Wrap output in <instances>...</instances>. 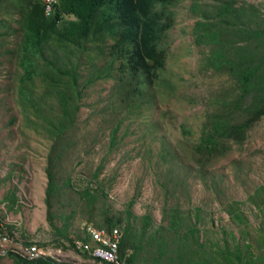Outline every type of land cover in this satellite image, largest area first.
I'll list each match as a JSON object with an SVG mask.
<instances>
[{
  "label": "rangeland",
  "instance_id": "rangeland-1",
  "mask_svg": "<svg viewBox=\"0 0 264 264\" xmlns=\"http://www.w3.org/2000/svg\"><path fill=\"white\" fill-rule=\"evenodd\" d=\"M246 1L264 13V0ZM189 3L183 0L175 8L155 99L125 108L120 96L127 89L122 88L117 70H112L110 77L88 88L91 96L87 93L76 101L78 108L71 121L64 120L66 128L59 135L46 130L49 116L61 119L54 96L47 98L52 113L41 111L49 104L38 100L36 109L19 96L22 39L12 19L18 11L11 9L10 18L0 27V53L11 54L0 55V222L18 244L35 242L52 252L55 247L64 250L70 247L67 237L80 235L85 223L103 227L107 219L123 216L133 200L129 210L137 231L142 217L150 216L137 256L143 264H171V244L177 241L173 230L188 225L186 220L192 225L189 231L197 227L189 234L190 250L196 251H187L172 263L224 264L226 244L241 252L243 264L260 261L264 254V116L247 130L242 143L228 139L211 154L198 148L202 131L209 129L217 114L207 110L224 97L222 87L228 78L201 68L208 45L193 43ZM5 5L1 0L0 17ZM44 57L55 59L60 68L75 70L79 88L92 77L94 67L102 65L95 53L74 51L69 45L56 54L48 49L37 55L40 68L49 67ZM43 86L37 75L30 89L40 94ZM113 129L115 140L110 137ZM51 154L57 156L53 167ZM47 172L59 178L55 197L46 196ZM84 188L93 196L87 197ZM123 225L116 226L122 230ZM182 234L186 243L188 233ZM0 264L16 263L4 256Z\"/></svg>",
  "mask_w": 264,
  "mask_h": 264
},
{
  "label": "trees",
  "instance_id": "trees-1",
  "mask_svg": "<svg viewBox=\"0 0 264 264\" xmlns=\"http://www.w3.org/2000/svg\"><path fill=\"white\" fill-rule=\"evenodd\" d=\"M65 1L68 5L63 3L54 15L46 17L40 0H4V4L8 5H5V13L0 17L1 27L5 25L6 18H10L12 8L18 11L19 15L12 19L21 31L22 39L18 58L23 70L19 96L26 105L36 109L39 108L36 104L38 100L45 106L49 104L46 108L41 107V111L48 110L51 113L52 104L47 98L55 97L61 119L56 115L49 116L46 130L56 135L65 131V119L71 121L78 108L76 101L87 93L90 95L91 89L88 88L110 77L112 70H117L122 88L127 89L125 96H120L125 108L132 103L133 107L149 104L155 99V84L161 81L160 75L168 56V33L175 23V8L183 0ZM189 10L194 19L191 28L193 43L196 46L208 45V50L202 53L201 68L228 78L222 87L224 97L216 96L220 99L217 105L207 110L217 114L211 120L209 129L202 131L198 144V148L203 147L211 154L219 143H227L228 139L242 143L247 130L264 116V13L257 4L246 0H190ZM105 37L112 41L106 53L103 52ZM101 39L104 40L100 42ZM67 45L74 51L78 49L95 53L102 64L94 67L92 77L82 82V88H79V74L75 70L60 68L55 59L49 61L45 57L49 67L40 68L36 60L37 55H42L48 49L56 54ZM0 55L11 56L5 52ZM66 57L72 60L68 54ZM117 61L121 62L119 66L114 65ZM37 75L44 82L40 94L30 89ZM135 94L140 96L135 98ZM110 97L104 101V105H108ZM127 97H131V100ZM233 117L237 122L232 120ZM51 120H55V123ZM110 137L115 140L114 129ZM48 159L50 167H53L57 156L51 154ZM47 176L46 196L55 197V192L60 190L58 175L47 172ZM84 193L87 197L93 196L88 188H84ZM132 204L133 200H130L124 215L107 219L103 227L110 230L124 222L120 256L132 264H143L137 256L143 246L150 216L142 217L144 222L137 231L129 210ZM48 216L51 217L50 210ZM174 223V220L170 221L171 227H174ZM6 234L13 236L11 233ZM67 239L73 248L77 239L89 241L86 233L75 234ZM157 242L163 240L158 239ZM262 242L264 250V240ZM31 243L35 242H24L22 245ZM128 249L130 253H127ZM7 253V257L16 264H51L53 261L51 258L27 260L17 252ZM241 256L238 249L233 252L226 244L223 263L243 264L244 257L241 259ZM258 259V263L248 260L244 264L264 263V254Z\"/></svg>",
  "mask_w": 264,
  "mask_h": 264
},
{
  "label": "built area",
  "instance_id": "built-area-1",
  "mask_svg": "<svg viewBox=\"0 0 264 264\" xmlns=\"http://www.w3.org/2000/svg\"><path fill=\"white\" fill-rule=\"evenodd\" d=\"M6 227L0 222V256H5L7 252L13 251L19 253L27 260L46 259L52 255V252L36 243L29 245L18 244L14 236H9ZM87 235L90 241L77 239L75 248L87 252L93 258L94 264H132L119 253L122 231L119 228L110 230L94 229L92 226L87 227ZM51 264H75L68 261H62L59 258H51Z\"/></svg>",
  "mask_w": 264,
  "mask_h": 264
},
{
  "label": "crops",
  "instance_id": "crops-1",
  "mask_svg": "<svg viewBox=\"0 0 264 264\" xmlns=\"http://www.w3.org/2000/svg\"><path fill=\"white\" fill-rule=\"evenodd\" d=\"M188 225H184V228H177L175 227V229L173 230V233L177 239L176 243L171 244V252H172V256H171V260L172 262H174V260L178 259L179 257H181L183 254H185L187 251L188 253L190 252H194L196 251L193 247L192 251L190 250L189 247V234L190 233H194L197 231V227H193L194 230L189 231V227L192 226L190 223H188V221L186 220ZM88 226H92L94 229H105L104 227H99V226H95L94 224H92L91 222H87L83 225L81 231H82V235L84 233L87 234V227ZM194 226V225H193ZM117 228V227H116ZM121 230V229H120ZM122 231V230H121ZM183 231H186V233H188V236L186 238V243L183 241V238H185L183 236ZM194 231V232H193ZM122 239V238H121ZM89 241L91 243H94L92 240L89 239ZM121 242V241H120ZM198 243V242H195ZM199 244V243H198ZM54 251L52 252V255L47 257V258H59L62 261H68L70 263H75V264H94L93 262V258L92 256H90L87 252H82L77 250L76 248L73 247H67L66 249H62V248H53ZM186 249V251H185ZM178 253H180L178 255ZM193 255V254H192ZM193 256H197L196 254ZM0 257H4V256H0ZM171 264H174L172 263ZM176 264H179L178 262H175Z\"/></svg>",
  "mask_w": 264,
  "mask_h": 264
},
{
  "label": "clouds",
  "instance_id": "clouds-1",
  "mask_svg": "<svg viewBox=\"0 0 264 264\" xmlns=\"http://www.w3.org/2000/svg\"><path fill=\"white\" fill-rule=\"evenodd\" d=\"M40 1L42 3L43 14L46 17H50V16L54 15L56 9L61 8L63 3L67 4L65 0H40ZM65 18H66V16H65ZM103 40L104 39H101L100 42ZM105 41L106 42L103 44L104 45V49H103L104 53H106L108 51V48H109L110 44L112 43V41L109 40L108 37H105ZM120 59H122V58H120ZM20 244H22V243H20ZM9 252L14 253L13 251H9ZM7 254L5 256H7Z\"/></svg>",
  "mask_w": 264,
  "mask_h": 264
}]
</instances>
